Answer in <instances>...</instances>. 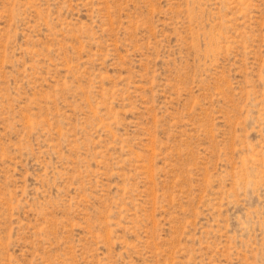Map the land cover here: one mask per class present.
Listing matches in <instances>:
<instances>
[{
	"label": "rangeland",
	"instance_id": "rangeland-1",
	"mask_svg": "<svg viewBox=\"0 0 264 264\" xmlns=\"http://www.w3.org/2000/svg\"><path fill=\"white\" fill-rule=\"evenodd\" d=\"M0 264H264V0H0Z\"/></svg>",
	"mask_w": 264,
	"mask_h": 264
}]
</instances>
